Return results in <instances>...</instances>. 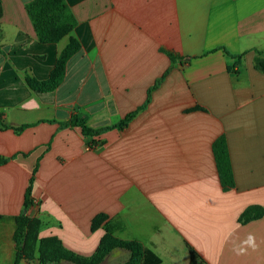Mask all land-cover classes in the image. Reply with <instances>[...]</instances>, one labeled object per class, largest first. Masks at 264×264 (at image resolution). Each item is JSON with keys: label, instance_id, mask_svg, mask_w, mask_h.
Returning a JSON list of instances; mask_svg holds the SVG:
<instances>
[{"label": "crops", "instance_id": "obj_1", "mask_svg": "<svg viewBox=\"0 0 264 264\" xmlns=\"http://www.w3.org/2000/svg\"><path fill=\"white\" fill-rule=\"evenodd\" d=\"M31 1L0 0V121L27 125L0 129V264H14L23 212L41 221L40 239L83 257L110 229L162 264H264V72L255 68L264 0H66L77 25L58 43L40 42ZM72 38L82 49L62 84L30 88L26 77L48 80ZM222 47L244 54L234 71ZM135 111L93 146L61 125L78 114L92 128L112 127ZM222 135L230 190L213 152ZM100 214L107 219L93 228ZM131 256L118 247L98 264Z\"/></svg>", "mask_w": 264, "mask_h": 264}, {"label": "trees", "instance_id": "obj_2", "mask_svg": "<svg viewBox=\"0 0 264 264\" xmlns=\"http://www.w3.org/2000/svg\"><path fill=\"white\" fill-rule=\"evenodd\" d=\"M27 11L34 24L36 33L42 43H58L66 35L71 33L77 25L76 18L68 6L66 0H32L26 5ZM82 49L81 43L72 38L68 46L58 58L56 67L51 72L50 78L40 82L37 79L27 76L26 82L35 91L49 92L58 88L65 79L68 61ZM222 49L226 55L237 59L235 65L229 69L234 71V68L240 63L244 54L233 55L226 48ZM255 68L258 71L264 72V51H256ZM173 65L177 62H182L180 56L168 54ZM192 58H187L190 60ZM169 70L167 71V73ZM165 77V76H164ZM164 77L157 80L156 84L150 89H153L163 81ZM150 98V94H149ZM149 100V99H148ZM193 109H201L199 106ZM137 112L130 113L119 124L106 128H92L88 125L87 120L80 117L78 114L72 116L67 122L61 123L64 127H78L83 135L93 138L91 146L98 143L95 139L108 129L115 127H123L133 118ZM27 125L20 127H10L0 121V129H14L17 133L22 132ZM213 152L216 159L217 169L222 187L225 190H230L235 187V177L232 167V162L229 154L228 142L224 135L220 136L213 144ZM5 159H0V165L5 163ZM33 178L30 180V185L25 192V210L33 203L31 198ZM107 219V216L100 214L93 220V228H97ZM16 231L14 241L16 245V256L14 264H22L23 261L32 259L36 245L40 248V257L44 263L59 262L61 259H69L78 264H98L104 257L115 247H126L132 252L130 261L127 264H162V259L157 256L152 250L135 240H121L113 236L112 230L108 229L103 237L101 244L90 257L77 255L66 248L57 238H39L41 221L37 218H32L26 213H22L16 218Z\"/></svg>", "mask_w": 264, "mask_h": 264}, {"label": "rangeland", "instance_id": "obj_3", "mask_svg": "<svg viewBox=\"0 0 264 264\" xmlns=\"http://www.w3.org/2000/svg\"><path fill=\"white\" fill-rule=\"evenodd\" d=\"M120 247H121V246H120ZM115 248H118V247H115ZM121 248H126V247H121ZM112 250H113V249H112ZM112 250H111V251H112ZM109 253H110V252H109ZM32 257H33L32 259L27 260V261L30 262V264H31V263H33V264H60V262L63 260V259H61L59 262L44 263V262L42 261L41 257H40V248H39L38 245H36ZM130 259H131V258H130ZM130 259H129V261H130ZM65 260H68V261H71V262H73V263H75V264H78V263H76V262H74V261H72V260H69V259H65ZM129 261H128V262H129ZM128 262H127V263H128ZM127 263H125V264H127Z\"/></svg>", "mask_w": 264, "mask_h": 264}]
</instances>
